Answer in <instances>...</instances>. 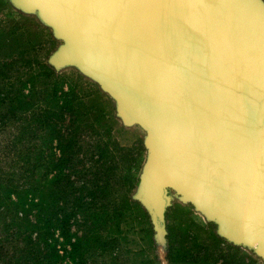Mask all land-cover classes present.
Listing matches in <instances>:
<instances>
[{
    "label": "water",
    "instance_id": "water-1",
    "mask_svg": "<svg viewBox=\"0 0 264 264\" xmlns=\"http://www.w3.org/2000/svg\"><path fill=\"white\" fill-rule=\"evenodd\" d=\"M148 131L140 199L163 233L168 189L264 258V4L17 0Z\"/></svg>",
    "mask_w": 264,
    "mask_h": 264
},
{
    "label": "rangeland",
    "instance_id": "rangeland-1",
    "mask_svg": "<svg viewBox=\"0 0 264 264\" xmlns=\"http://www.w3.org/2000/svg\"><path fill=\"white\" fill-rule=\"evenodd\" d=\"M260 1L264 4V0ZM64 45L65 41L43 20L38 10L24 9L17 0H0V116L5 113L10 118V114H15L5 126L0 122V169L2 173L15 172V176H4L5 183L12 179L10 186L15 187L18 194L25 195L28 203L37 201L35 197L39 195H31L30 187L23 179L33 181L29 175L33 172L19 176L17 171L21 163L17 161L30 158L32 165H44L63 157L57 136L47 134L51 126L47 124V128L45 126L38 133H33L36 126L33 114L40 109L38 107L48 109V113L43 111L46 118L52 112L65 110L67 103L75 109V114L83 115L78 117L83 132L76 133L79 143L74 149L78 150L80 145L85 151L74 152L86 157L87 165L95 167L99 157L98 146L103 142L111 144L112 155L117 160V167L107 170L117 176L104 178L114 183V186H109L112 190L106 188L104 194L108 208L102 212L98 206H94L87 212L90 214L89 220L77 213L67 230L56 226L55 223L59 221L52 219V225L50 221L46 227L48 233L43 254L50 259L47 258L44 264H77L78 254L72 256L75 244L81 243L84 253L85 245L104 241H108L109 250L103 255L95 252L86 264H264V258L255 247L226 238L215 220L192 202L183 200L172 188L167 192L169 199L164 231L159 233L151 210L140 199L141 185L151 155L148 131L140 123H126L119 115L118 101L77 62H54L53 56L60 53ZM63 95H80L82 98L66 102ZM95 95L108 99L109 108H104ZM64 115L67 117L70 114L67 112ZM58 122L64 129L63 122ZM37 126L42 128L41 123ZM107 128L110 132L105 134ZM26 129L30 130L27 136ZM13 138L18 139L16 146L6 147ZM76 138L74 135L73 143ZM100 165L99 161L96 167L100 168ZM37 171H45L47 182L43 193L51 191L56 175L54 166H40ZM64 171H69V168ZM133 178L138 179L136 185L131 180ZM8 197H11L10 203L4 199L3 206H0V243H4L8 249L14 245L24 247L28 223L15 219L16 213L19 216L24 213L19 210L21 206L16 208L13 204L17 202V197L14 194ZM47 200L49 203L45 208L52 213L55 210L54 202L50 203L52 196L49 195ZM25 209L28 220L35 222L36 209L29 207V204L25 205ZM10 223L11 227L7 228ZM31 223L29 226L34 228ZM15 230L24 232L18 242L11 234ZM33 235L36 236V233ZM86 237H89L88 240ZM170 253H175L176 258L184 261L171 262Z\"/></svg>",
    "mask_w": 264,
    "mask_h": 264
},
{
    "label": "trees",
    "instance_id": "trees-1",
    "mask_svg": "<svg viewBox=\"0 0 264 264\" xmlns=\"http://www.w3.org/2000/svg\"><path fill=\"white\" fill-rule=\"evenodd\" d=\"M95 97L103 103L104 108H109L110 102L108 99L102 95H95ZM62 98L66 99V102H73L75 100L81 99L82 96L63 95ZM38 108L40 109L38 111H34L33 114L35 116L36 122V126L33 127V133H38V131L43 130L45 126L46 128L48 125L51 126L49 133H46L49 135L55 134L57 136L59 147L63 152V157H61L58 161L50 162L44 165H41L43 163L32 165L30 158L25 161L23 158H20V160L17 161V163H21L19 165V170L17 171L19 176L23 177L24 175H27L28 171L33 172L32 174H29L33 181H28L27 178L23 177L24 182L30 187V194L39 195L38 197H35L38 198V200H32L31 203H28L25 195L18 194L15 191V187L10 186V183L13 181L12 179L8 184L5 183L6 180L3 179L4 176H13L15 172L13 171V173H6L3 171V174L2 170L0 169V173H2V175H0V206H3L4 199L6 202L10 203L11 197H8V195L14 194L17 197V202H13V204L16 205V208L21 206L19 210L20 212L24 213L22 216H19L16 213L14 217L15 219L28 223L27 228L25 229L27 235L24 236V238L27 239V241L24 247H16V245H14L11 249H8L4 243H0V262H3L2 264H44L48 258L45 257V255L43 256V254L45 252V242H47L45 240L48 233L46 227L50 225V221L52 225L53 221L58 220L59 222L55 223V225L62 228L63 230H67L68 226L70 225V221L76 217L77 213H81L82 216L88 217L89 220L90 214L88 213L92 210V208H94V206H98L100 210L104 212L109 206V203L104 199L106 188L111 191L112 189H110L109 186H114L113 180L104 178H112V176H117L115 173L107 171L117 167L115 163L117 160L116 157L112 155L110 148L111 144H109V142H103L99 144V157L95 167H92V165H87V158L83 155H80V153L77 155L76 152H74L85 151L80 145L78 146V150L74 149V147L79 143V140L76 138V133L78 131H82L81 125L78 122V117L81 114H75V109L72 108L68 103L67 107H64L65 110H62L59 113L52 112L51 114L47 115V118L43 114L44 112L48 113V109L44 110L42 107ZM12 112H15V110H12ZM67 112H69L70 115L66 117L64 114ZM106 113L107 111L104 112V114ZM14 116L10 114L9 118L8 115L4 113L0 116V122L5 126L6 123ZM58 121L63 122L64 129H61ZM38 123H41L42 128L37 126ZM108 130V128L105 130V134L110 132ZM29 134L30 130L26 129V136ZM74 135L76 139L73 143ZM16 140L18 139L13 138L5 146L15 147L17 144ZM116 150L119 151V149ZM117 151L114 152L118 156L121 155ZM99 161L101 162L100 168L96 167ZM108 163H111V165L107 166ZM48 165L54 166L56 175L54 177V187L51 191H47L44 194L43 190L46 189L45 184L47 182L45 181V171L39 173L37 168L40 166L42 168L46 166L47 168ZM65 168H69V171L65 172ZM37 177H39V180H44L39 182ZM131 180H134L133 182L135 185L138 183V179L136 178ZM49 195H51L53 198V200H50V203L54 202L55 204V210L53 209L54 211H52V213H49L45 208L46 203H49L47 200ZM59 203H61V205H59ZM28 204L29 207L34 208L37 211L36 220L33 223H31V220V222L28 220L27 214L24 212L26 211L25 205ZM68 206H70V209H68ZM11 223L7 224V228L11 227ZM30 223L34 226V228L29 226ZM33 233H36V236H34ZM11 234H13L14 238H17L18 242L20 240V235L24 234V232L20 233L19 230H15V232ZM88 238L89 237H86V240H88ZM107 244L108 241L87 244L85 245L84 253L81 250V243H78V245L75 244V252H73L72 256L78 254L79 257L76 259L77 264H86L87 259H89V257L90 259L94 257L93 254L95 252L100 253L99 255H103L105 252H107L109 250ZM174 254L175 253L169 254L171 262L184 261L182 259L180 260L179 258H176ZM48 259H50V257Z\"/></svg>",
    "mask_w": 264,
    "mask_h": 264
}]
</instances>
